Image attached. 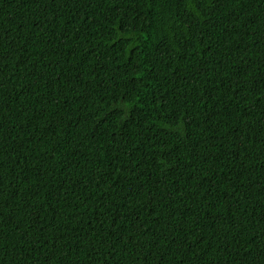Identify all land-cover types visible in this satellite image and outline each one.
Instances as JSON below:
<instances>
[{"label": "trees", "instance_id": "1", "mask_svg": "<svg viewBox=\"0 0 264 264\" xmlns=\"http://www.w3.org/2000/svg\"><path fill=\"white\" fill-rule=\"evenodd\" d=\"M0 264H264V0H0Z\"/></svg>", "mask_w": 264, "mask_h": 264}]
</instances>
